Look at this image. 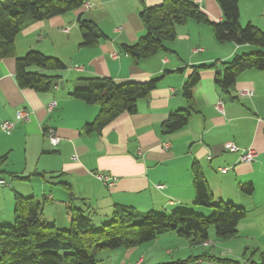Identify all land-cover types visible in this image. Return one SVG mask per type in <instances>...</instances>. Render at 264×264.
I'll return each mask as SVG.
<instances>
[{"label": "crops", "instance_id": "0c3cea01", "mask_svg": "<svg viewBox=\"0 0 264 264\" xmlns=\"http://www.w3.org/2000/svg\"><path fill=\"white\" fill-rule=\"evenodd\" d=\"M161 2L84 0L79 8L34 21L16 34L13 51L0 57V179L7 182L0 184V200L6 203L5 209L0 207V225L13 223L16 194L34 197L41 205V220L61 229L70 227V207L88 214L95 229L112 219L116 206H131L140 214L190 209L207 215L210 210L194 202V166L205 178L214 201L262 208L264 70L241 72L227 90L214 80L224 62L256 47L218 42L209 25L187 19L176 26L175 39L164 42L165 49L140 59L122 53L121 45L133 44L145 32L140 10ZM238 8L242 26L250 23L264 31V0H238ZM199 9L212 22L222 20L216 0L202 1ZM79 20L87 21L103 36L84 44ZM30 49L65 65L58 70L31 67L55 77L42 91L22 88L15 78L16 57ZM194 70L198 81L186 99L183 85ZM92 76L117 84L152 78L158 81L147 96L137 99L135 113L123 111L100 132L85 133L84 125L93 121L99 106L71 93L86 88L85 78ZM243 88L252 89L253 95L238 96ZM219 99L223 101L222 113L215 107ZM52 100L56 105L49 110ZM18 109L30 113L29 119L17 120ZM181 109L189 111L187 123L171 133H162V122ZM3 120L14 121V127L3 132ZM48 128L59 137L56 146L45 136ZM227 141L241 149L253 148L257 152L255 161H240L238 152L225 149ZM224 167L228 169L220 171ZM99 174L111 175L113 184L103 183ZM248 183L253 185L250 195L240 190ZM262 217L255 218L260 236L264 233ZM246 220L243 217L238 221L236 235L246 230ZM186 242L189 248L198 243L193 237L167 232L133 247L105 249L96 255V264L104 256L113 255L121 256L116 264H158L161 262L156 259L146 262L145 252L154 249L171 255L174 247L185 248ZM255 257L250 254L244 264ZM176 260L198 264L197 256L169 261Z\"/></svg>", "mask_w": 264, "mask_h": 264}, {"label": "trees", "instance_id": "16d2710c", "mask_svg": "<svg viewBox=\"0 0 264 264\" xmlns=\"http://www.w3.org/2000/svg\"><path fill=\"white\" fill-rule=\"evenodd\" d=\"M222 11V20L212 22L191 0H162L159 5L145 6L140 10L145 32L133 44H123L122 53L135 59L153 55L165 49L164 42L176 37V26L192 19L212 28L218 42L249 44L256 49L235 55L224 62L222 71L215 74V83L223 90L231 87L237 76L248 69L264 70V31L247 23L239 22L238 0H216ZM84 0H0V57L13 51L16 34L25 26L79 8ZM84 44L96 41L103 34L79 20ZM63 69L57 58L30 49L16 57L15 78L22 88L42 91L55 77L31 70ZM197 71L183 85V95L191 97V89L198 81ZM86 88L74 89L72 95L87 103L99 106V112L84 125V132H100L102 127L119 113L136 112V101L156 87L157 78L129 81L117 84L109 78L88 77ZM189 111L171 112L161 124V132L171 133L183 127ZM194 202L211 209L209 215L191 210L175 209L170 213H138L131 206H116L109 222L95 229L91 218L81 209L70 207V227L57 228L40 218L41 205L34 197L15 195L13 223L0 225V264H96L95 252L105 249L129 248L153 240L158 235L175 231L186 238L193 237L198 243L207 240L208 228L213 226L219 239H230L237 233V223L245 217L246 209L231 201H214L205 178L193 167ZM245 194L253 193L251 183L240 186ZM209 209V210H210ZM257 250L250 254L254 256ZM188 260L161 262L158 264H185ZM224 264H239L231 259H217ZM250 264H264V251Z\"/></svg>", "mask_w": 264, "mask_h": 264}, {"label": "rangeland", "instance_id": "374dc122", "mask_svg": "<svg viewBox=\"0 0 264 264\" xmlns=\"http://www.w3.org/2000/svg\"><path fill=\"white\" fill-rule=\"evenodd\" d=\"M6 189L8 188L6 187ZM0 195L2 196V192H0ZM259 203H262L261 204L262 208L258 207L257 209H255L252 205H248L249 207L248 206L244 207L247 211V215L245 216L247 219L246 220L247 225L245 226L246 230L234 236L233 238L231 239L217 238L213 226H210L208 228V233H207L208 238L206 242H201L200 244L197 243V245H195L193 248L191 247L189 248L188 242H186L185 248L180 247V246L174 247L176 249H174V252H172L171 255H168L164 253L163 251H157V250L152 249L150 251L145 252V254H147L146 262H148L151 259H154V260L156 259V261L162 262V261H169V260H172V259L174 260L178 258L185 259L188 256H197L198 264L199 263L200 264H224L223 262L217 261V259H226V258L231 259L233 261L241 262V264H244V262L249 261L248 257L253 250H257V253L259 251L264 250V233L261 234L260 236L256 233V230H255L258 227V223L256 222L255 218L257 216H263L262 219H264V202H259ZM5 205H6L5 200L1 198L0 207L5 209L4 207ZM197 207H204V206L197 205ZM186 210H190V209H186ZM144 247L145 246H143L142 249H144ZM100 252L101 251L95 252V256L96 255L98 256ZM244 252H247V253L243 255ZM257 253H256L255 260L257 259ZM209 256H212L213 259L210 260ZM119 257L121 256L120 255H113L110 257L104 256L100 264H113V263L116 264ZM200 260L202 261V263ZM186 264H193V262L189 261Z\"/></svg>", "mask_w": 264, "mask_h": 264}, {"label": "built area", "instance_id": "2783aa9c", "mask_svg": "<svg viewBox=\"0 0 264 264\" xmlns=\"http://www.w3.org/2000/svg\"><path fill=\"white\" fill-rule=\"evenodd\" d=\"M194 4H196L198 7L200 6L201 2L204 0H191ZM85 7H88L89 4L85 3L84 4ZM77 68H81V67H77ZM254 91L252 89H240L238 91V96H251L253 95ZM56 105V102L54 100L50 101L48 104V109H52L54 106ZM216 109L219 112H223V101L222 99H219L216 101L215 104ZM30 113H28L25 110L22 109H18L15 113V117L17 120H27L29 119ZM15 125V122L12 120H3L2 124H1V129L3 132H7L9 130H11ZM45 136L48 138L50 144L52 146H56L59 142V137L57 136V134L55 133L54 129L48 128L45 132ZM224 147L227 151L230 152H238L239 153V159L240 161L244 162V163H252L255 161L256 157H257V152L251 148H239L234 142L232 141H227L224 143ZM220 171L224 172L226 171L228 168L224 167V168H219ZM99 179H101V181L109 186H111L113 184V180L114 178L111 175H105V174H99L98 175ZM0 184L1 185H7V182L4 179H0ZM157 187H162V185H157Z\"/></svg>", "mask_w": 264, "mask_h": 264}]
</instances>
